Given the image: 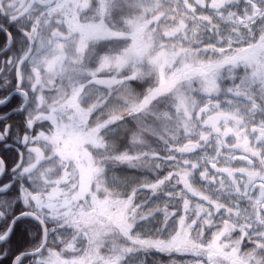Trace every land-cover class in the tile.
Returning <instances> with one entry per match:
<instances>
[{
  "label": "snow or ice",
  "instance_id": "snow-or-ice-1",
  "mask_svg": "<svg viewBox=\"0 0 264 264\" xmlns=\"http://www.w3.org/2000/svg\"><path fill=\"white\" fill-rule=\"evenodd\" d=\"M0 93V264H264V0H0Z\"/></svg>",
  "mask_w": 264,
  "mask_h": 264
},
{
  "label": "trees",
  "instance_id": "trees-1",
  "mask_svg": "<svg viewBox=\"0 0 264 264\" xmlns=\"http://www.w3.org/2000/svg\"><path fill=\"white\" fill-rule=\"evenodd\" d=\"M2 95V93H0ZM19 103V97H14L7 106H5L3 109H0V113L5 111H10L13 107H15ZM19 121V117H13L9 122L10 123H17ZM0 154L3 155H10V153H6L3 151V149H0Z\"/></svg>",
  "mask_w": 264,
  "mask_h": 264
},
{
  "label": "rangeland",
  "instance_id": "rangeland-1",
  "mask_svg": "<svg viewBox=\"0 0 264 264\" xmlns=\"http://www.w3.org/2000/svg\"><path fill=\"white\" fill-rule=\"evenodd\" d=\"M130 171H134V170H130Z\"/></svg>",
  "mask_w": 264,
  "mask_h": 264
}]
</instances>
